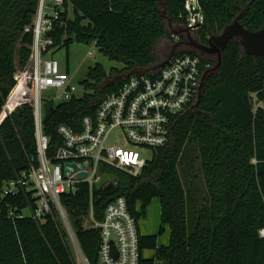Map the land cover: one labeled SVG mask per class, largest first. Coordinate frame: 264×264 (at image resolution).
Wrapping results in <instances>:
<instances>
[{
    "label": "trees",
    "instance_id": "1",
    "mask_svg": "<svg viewBox=\"0 0 264 264\" xmlns=\"http://www.w3.org/2000/svg\"><path fill=\"white\" fill-rule=\"evenodd\" d=\"M72 16L63 29L48 35L63 48L72 43L90 44L124 70L101 66L88 72V91L68 102L43 108L42 130L49 138L47 156L60 145L56 127L75 131L85 116L94 114L100 101L116 91L132 70L142 71L167 58L173 43L190 38L199 45L218 35L235 19L245 30L264 25V0H199L203 25L193 35L182 34L185 0H67ZM37 0H0V111L14 85L16 67L24 68L30 55L32 22ZM165 10L164 15L162 14ZM182 16L183 18H179ZM170 25V26H169ZM171 45L159 56L161 41ZM180 50L195 51L181 46ZM217 63L215 55L203 54ZM191 150L203 175L204 205L189 223L186 193L179 166ZM150 160L136 177L113 172L114 182L92 189L93 215L102 219L106 205L124 197L137 220L150 202L159 200L161 226L168 228V243L158 246L157 235H140V251H154V258L140 264H264V55L244 53L238 39L221 50V64L211 71L202 87L197 107L172 121L169 141L150 149ZM37 158L33 113L21 105L0 122V187L28 169ZM59 202L67 214L77 244L85 258L96 262L99 231L84 226L89 209V189L77 186ZM32 209L30 194L20 191L0 199V264H75L67 247L68 236L58 220L37 222L23 214ZM137 209V210H136ZM160 227L158 235L162 234Z\"/></svg>",
    "mask_w": 264,
    "mask_h": 264
},
{
    "label": "built area",
    "instance_id": "2",
    "mask_svg": "<svg viewBox=\"0 0 264 264\" xmlns=\"http://www.w3.org/2000/svg\"><path fill=\"white\" fill-rule=\"evenodd\" d=\"M184 11L182 34L193 35L204 23L199 0H185ZM71 16L67 0H37L31 25L25 30L32 33L29 59L24 68L15 69L14 85L1 107L0 122L19 106L30 107L37 158L18 178L2 184L0 199L20 191L29 193L32 209L28 217L37 222L48 217L58 220L73 244L76 264H92L83 256L59 202L60 195L72 194L78 185L86 184L89 209L84 222L89 224L86 228L98 230L100 237L94 264H140L145 257L139 247V220L126 199L116 197L106 205L100 221L94 218L93 186L114 182V177L100 167L132 177L139 175L151 158L150 149L168 143L173 119L193 108L201 79L211 72L214 64L199 51L180 50L184 47L180 45L164 66L131 74L116 91L107 94L93 115L81 119L78 131L59 124L56 134L60 145L49 158L46 154L49 138L42 130L43 108L48 103L57 105L77 97L68 71L62 70L54 58L64 42L54 46L48 35L63 29L65 37ZM171 38L173 43L180 40L174 34ZM90 44L97 48L96 41ZM87 55L93 58L95 52L89 51ZM80 174L84 177L80 178ZM259 234L264 236V230Z\"/></svg>",
    "mask_w": 264,
    "mask_h": 264
},
{
    "label": "rangeland",
    "instance_id": "3",
    "mask_svg": "<svg viewBox=\"0 0 264 264\" xmlns=\"http://www.w3.org/2000/svg\"><path fill=\"white\" fill-rule=\"evenodd\" d=\"M186 40H188V38ZM170 46L168 41H161L156 47L158 55L162 56L163 53L168 52ZM89 51L95 52L93 58L87 55ZM54 58L59 62L62 70L68 71L71 84L76 88L75 96L77 98L88 92L84 89L83 83L85 81L90 82L88 79V72L95 66H101L107 75H109L111 70L120 71L125 69L124 64L110 61L104 57L93 44L72 43L68 49L62 48L56 51ZM144 154L147 157L149 156L147 151ZM179 176L187 196V220L189 223H193L196 216L195 213L204 205L206 189L199 163L194 159L190 149L187 150L183 156V161L179 166ZM23 214L28 216L30 210L25 209ZM84 226L88 227L89 224L85 222ZM138 226L139 233L142 236L157 235L158 246H164L168 243L169 232L167 226H161L160 224L159 200L157 198L153 199L147 206L145 215L140 218ZM160 227L163 229V232L158 235ZM67 247L72 260L76 264L71 241L67 240ZM143 256L152 259L154 258V251H144Z\"/></svg>",
    "mask_w": 264,
    "mask_h": 264
},
{
    "label": "water",
    "instance_id": "4",
    "mask_svg": "<svg viewBox=\"0 0 264 264\" xmlns=\"http://www.w3.org/2000/svg\"><path fill=\"white\" fill-rule=\"evenodd\" d=\"M164 13L165 10H163L162 14L164 15ZM171 33L175 35L178 34V32L174 30H171ZM233 39H238L239 44L246 55L251 57H261L264 55V25L258 31L251 32L243 29L238 23L237 19H235L233 23L225 27L220 34L209 37L207 39L206 45H199L193 42L190 38H188L187 41H178L172 45L171 50L165 61L142 71L132 70L130 71L129 75L137 73H147L149 71H153L164 66L171 59L175 50L180 45H185L189 48L199 51L202 54L215 55L217 58V63L213 66L211 71L216 70L221 64V50L226 46V44L230 40ZM205 79L206 75H204L201 79L199 96L197 98L196 103L193 105V108L197 107L199 104L201 91ZM71 166L74 168V164H71ZM79 177L83 178L84 174H80ZM107 187H110V183H108Z\"/></svg>",
    "mask_w": 264,
    "mask_h": 264
},
{
    "label": "crops",
    "instance_id": "5",
    "mask_svg": "<svg viewBox=\"0 0 264 264\" xmlns=\"http://www.w3.org/2000/svg\"><path fill=\"white\" fill-rule=\"evenodd\" d=\"M159 215H160V208H159ZM167 245V244H166ZM166 245H164V246H166Z\"/></svg>",
    "mask_w": 264,
    "mask_h": 264
}]
</instances>
